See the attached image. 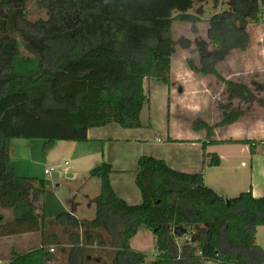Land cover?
Returning a JSON list of instances; mask_svg holds the SVG:
<instances>
[{"label": "trees", "instance_id": "1", "mask_svg": "<svg viewBox=\"0 0 264 264\" xmlns=\"http://www.w3.org/2000/svg\"><path fill=\"white\" fill-rule=\"evenodd\" d=\"M195 1L216 0H42L48 20L29 23V0H0V198L13 212V236L46 231L41 248L12 253L8 264H52L54 247L66 255L67 264H92L91 247L97 246L116 251L112 264H144L147 256L130 247L142 228L155 239L158 253L152 264H264L256 245L257 229L264 227V197L254 198L251 190L227 200L205 186L202 173L182 172L143 156L135 178L141 202L132 205L114 191V168L104 162L89 173L101 181L93 221L63 212L40 225L33 203L45 194L46 184L19 175L11 166L14 140L45 141L47 150L58 142H88L90 130L109 125L142 128L152 83L167 87L170 113L173 24L189 22L197 32L198 20L187 14ZM229 1V11L210 19L212 51L198 43L201 68L189 62L194 72L218 77L228 93L219 124L202 119L193 124L194 130L207 132L203 150L208 167L220 165L216 154L205 153L208 145H249L251 155L264 145L214 140L215 129L244 116L233 109L234 99L256 100L245 84L217 72L232 51L246 49L247 26L262 18L259 0ZM188 45L184 41L183 47ZM170 209L175 213L169 214ZM193 229L192 242L198 247L179 251L174 239Z\"/></svg>", "mask_w": 264, "mask_h": 264}, {"label": "rangeland", "instance_id": "2", "mask_svg": "<svg viewBox=\"0 0 264 264\" xmlns=\"http://www.w3.org/2000/svg\"><path fill=\"white\" fill-rule=\"evenodd\" d=\"M260 8L262 9V18L260 22L256 24H249L246 28V32L249 35L248 44L244 50H234L226 58L224 62H221L217 66V72L224 78L231 80L235 83L245 84L251 93L254 95L256 100L250 102H244L239 99H234L233 109L244 113L245 118H251L255 115L256 107L264 109V0H259ZM230 10L229 0H216L207 1L206 3L194 2L193 8L187 13L195 17L198 21L195 24L197 32L192 29L193 24L189 22H176L173 24L172 39L174 41L175 56L173 57V71L172 76V87H171V111L168 113L167 101L169 100V93L167 87L152 83L147 86L151 97V106L148 105L142 112V124L145 125V131L139 132L140 135L146 134L149 131V137L152 138L150 143L156 142V146L164 147L170 144L167 140V130L172 128L173 138L181 139L184 136L182 127L187 126V121L193 122L201 118H196L195 115L187 114L185 111L184 103H181V98L184 95V90L188 92V99L186 105L199 106L198 110H203L205 113V122L210 125H214V121L219 123L223 119L220 107L228 104V93L226 86L214 75H201L194 72L189 67L191 62L197 69L201 68L200 54L198 51V43L204 42L208 46V50L212 51V40L209 38V31L211 28L210 19L222 12ZM175 14L174 16H176ZM49 18L48 11L44 8L42 0H29L27 6V21L29 23H36L38 21H47ZM188 42V47L184 48L183 43ZM189 72L191 78L202 77L203 83H199L197 80H188L184 82L183 73ZM193 73V74H192ZM183 91V92H181ZM186 98L184 97V100ZM262 101V104L260 103ZM183 107V108H182ZM261 109L260 117L264 118V110ZM216 112V113H215ZM219 115V116H218ZM188 118V119H187ZM217 119V120H216ZM153 124L151 129L149 125ZM194 124V123H193ZM234 124V123H233ZM236 130H232V134L239 138H245L248 140L263 139L264 138V123L250 121L243 124V121L238 123ZM232 124H230L231 128ZM229 126V125H225ZM223 126L222 128H225ZM144 130V129H141ZM228 132H231L228 131ZM225 134L227 132L225 131ZM240 134V135H237ZM176 139V140H177ZM155 140V141H154ZM162 140V143L158 142ZM182 140V139H181ZM24 142V141H23ZM21 142V143H23ZM27 142V141H26ZM142 143H148V141H141ZM264 142V141H260ZM74 142H58L55 146L45 150V141H33L30 145H34L35 150L31 151L32 156H24L23 162L25 167L21 168L19 175L23 177H30L36 180L38 184L45 183V194L41 198L42 214L45 216H53L54 219L60 213L59 205L57 201L65 198L69 195L75 196L74 191H78L76 197L79 202H84L85 199L80 197V193L84 194L83 189L79 188V181L70 179L67 177L68 166L65 163L73 162V149L72 145ZM180 143L176 144L179 145ZM22 145V144H20ZM174 147V146H173ZM150 148L156 149L157 147L150 146ZM174 150H170L171 156L178 154V148L174 147ZM177 149V150H175ZM232 149V148H231ZM233 150V149H232ZM180 151V150H179ZM234 151V150H233ZM20 156L14 157L13 161L17 165ZM172 162V159H170ZM184 160L178 161V158L173 160L174 164H184ZM172 165V166H173ZM73 166V164H72ZM51 168H57L58 172L51 175H46V170ZM178 169H183L179 167ZM99 181V179H97ZM84 188H86L84 186ZM133 196V194L131 193ZM77 199V198H76ZM60 201V200H59ZM132 204V203H129ZM134 204V203H133ZM132 204V205H133ZM96 208V206H95ZM82 217L91 219L92 210L89 205H84L82 211H80ZM175 213L173 209H170L169 214ZM61 214V213H60ZM0 264H8L11 259V254L7 256V249L14 246L19 254H24L35 248L36 244L34 240H9L4 241L13 237L11 231L16 228L15 218L13 212L9 207L4 206L0 202ZM52 217V218H53ZM43 218V217H41ZM53 220V219H51ZM194 230V231H193ZM189 230L188 239L186 237H176L174 239L179 251L184 246L198 247L192 242V234L196 233L195 229ZM44 240L45 229H41ZM12 234V235H11ZM173 237L174 233H173ZM256 245L261 249L264 254V227L257 229L256 233ZM130 247L132 250L140 252L147 256L144 264H152L157 259V251L155 247V239L152 232L146 228H142L138 234L130 241ZM55 255L60 257V252L54 247ZM93 251L94 257L97 258L98 264H112V260L116 251L111 247H100L97 246ZM61 262L55 264H64L63 258ZM204 264H216L215 262H205Z\"/></svg>", "mask_w": 264, "mask_h": 264}, {"label": "crops", "instance_id": "3", "mask_svg": "<svg viewBox=\"0 0 264 264\" xmlns=\"http://www.w3.org/2000/svg\"><path fill=\"white\" fill-rule=\"evenodd\" d=\"M183 75L185 79L184 82L194 79L197 80L199 83H203L202 77L191 78V74L188 71L186 73H183ZM184 92L185 93L181 98V103H184L185 109H183L181 112L183 113L185 111V115H195L197 119H206L204 115L205 112L203 110H198L199 106H194V108H191V106L188 105L187 107L186 101L189 95L186 90H184ZM184 97L186 98L185 100ZM149 105L151 106V103ZM261 109L263 108L256 107L255 110L257 113L253 115V117L245 118L243 116L239 121L231 125L232 129L228 128L230 127V125L225 126V128L220 127L215 129L214 140H248L245 138H239L236 135L232 134V130H236L237 126L240 127V124L238 123L242 121L243 124L250 121L260 122L263 124L264 118L260 117ZM170 111L171 99L169 112ZM194 122L195 121H187V126L182 127V130L184 131V136L183 138H181L182 140L173 138L171 134L172 128L170 124L169 130H167V140L178 141V143L180 144L176 145L178 143H170L168 145H165L164 147L156 146V142L150 143L152 138L149 137V131H146L147 133L145 135L139 134V132L145 131L144 124H142V128L134 130L124 129L117 125H109L104 128L90 130L88 142L76 143L71 147L74 153V163H72L73 166L69 162H67L68 165H65L69 167V169L67 170V177L73 180L77 179L79 181V188L81 190L83 189L84 191L83 195L82 193H80V197L84 198L85 201H78V197H76L78 191L76 190L74 191L75 196L69 195L65 198V201L62 199H59L60 201H57L60 213H71L80 221H93L96 218V208L94 201L101 192V181H97V178H91L89 173L93 168L97 167L98 165L104 162L111 164L114 168L115 173L111 176V183L116 194L128 203H134L135 205L140 203L141 196L140 192L136 187L135 178L138 160L140 157L143 156H151L156 159L163 160L171 168L182 172L202 173L204 176L205 186L213 190L218 196L224 199L230 200L237 198L242 193L248 192L250 190L252 191L254 198L258 199L264 197V145L258 148L256 155H251L249 145H208L205 149V153L216 154L220 159L219 166L208 167L206 166V162L208 161H206L204 158L203 150V144L209 142V140L207 139V132L205 130H194ZM213 124V126H215L216 124H219V122L214 121ZM153 126L155 127L156 125L150 124L148 127L149 129H151ZM230 130L231 132H228ZM225 131L227 132V134H225ZM23 141L14 140L11 142L10 146L11 166L17 171L18 174L21 173V168L25 167V164L23 163L25 162L23 161V159L25 160L24 156H32L31 151L35 150L36 148L34 145H30V143L33 141ZM141 141H148V143H142ZM255 141H264V138L255 139ZM158 142L162 143V140H158ZM150 146L157 148H150ZM173 146L178 148V154L176 156H171L170 154V150H174ZM16 156H20L17 165L13 161L14 157ZM176 158H178V161H180L181 159L184 160V164L173 165V160H175ZM170 159H172V162L170 161ZM179 167H182L183 169L180 170L178 169ZM84 186L86 188H84ZM36 187H39L37 183ZM131 193L133 194V196L131 195ZM42 197L43 196H41L38 201L33 203L36 207L34 211V218L39 221L40 225L44 220L54 219L53 216H50V218H48V216H45V214L44 216L39 215L43 213L42 207L40 205ZM0 202L3 204L2 198H0ZM84 205H89V208L92 210L91 217L95 216V218L88 219L80 215V211H82ZM23 228L26 230L28 227L24 225ZM41 229L43 228H40V230L37 232H24L22 234L14 235L11 238L3 240H34L36 246L35 248H32V250L29 251L32 252L41 248L43 245V231H41ZM14 246H16L15 242H13L10 249H7L8 257L9 254L18 253ZM95 248L97 247H91L92 250H94ZM60 255V257H57L56 255V258L52 262V264L61 262V259L59 258H63L65 260L64 264H67L66 255L63 253H60ZM89 261L92 262V264H98L97 258L94 257L93 254L89 258Z\"/></svg>", "mask_w": 264, "mask_h": 264}, {"label": "built area", "instance_id": "4", "mask_svg": "<svg viewBox=\"0 0 264 264\" xmlns=\"http://www.w3.org/2000/svg\"><path fill=\"white\" fill-rule=\"evenodd\" d=\"M65 165H68V163H65ZM56 172H58L57 168H51L50 170H46L45 174L51 175V174L56 173ZM188 235L189 234H185L184 237H186V239H188ZM51 252L54 253V250L52 249Z\"/></svg>", "mask_w": 264, "mask_h": 264}]
</instances>
